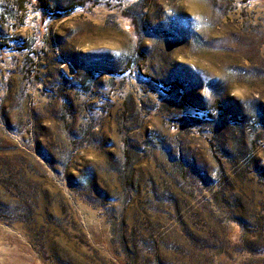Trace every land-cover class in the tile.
I'll use <instances>...</instances> for the list:
<instances>
[{
  "label": "rangeland",
  "instance_id": "374dc122",
  "mask_svg": "<svg viewBox=\"0 0 264 264\" xmlns=\"http://www.w3.org/2000/svg\"><path fill=\"white\" fill-rule=\"evenodd\" d=\"M0 264H264V0H0Z\"/></svg>",
  "mask_w": 264,
  "mask_h": 264
}]
</instances>
